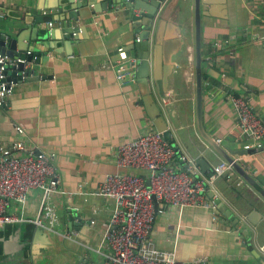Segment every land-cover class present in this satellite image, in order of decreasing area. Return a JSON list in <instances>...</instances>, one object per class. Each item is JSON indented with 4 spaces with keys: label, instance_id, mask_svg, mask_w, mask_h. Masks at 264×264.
<instances>
[{
    "label": "crops",
    "instance_id": "obj_1",
    "mask_svg": "<svg viewBox=\"0 0 264 264\" xmlns=\"http://www.w3.org/2000/svg\"><path fill=\"white\" fill-rule=\"evenodd\" d=\"M77 1L81 5L75 6ZM124 1L0 0V32L16 26L22 31L17 49L35 52L33 75L17 81L0 107V142L21 141L24 151L53 153L59 179L45 201L59 232L31 221L43 200L41 189H31L25 203L12 201L8 209L25 220L0 228V264H108L110 247L103 235L114 199L99 194L97 187L106 173L146 176L143 169L117 165V147L153 127L142 101L146 92L137 62L127 60L136 58L127 47L138 32ZM169 1L175 0H163L162 7ZM187 2L185 41L172 40L169 61L157 64L158 77L166 79V98L157 91V79L150 91L172 132L173 147L187 155L192 170L207 175L226 160L196 126L193 9ZM204 9L202 124L253 181L235 170L230 178L218 177L207 193L225 208L217 204L216 215L207 207L163 204L147 239L173 250L181 261L201 257L207 264H263L264 138L242 135L227 93L245 95L264 118V3L224 0ZM63 29L73 30L70 43L62 37ZM17 32L7 33L13 37ZM118 47L125 49L126 58H120ZM123 71L127 73L120 76ZM242 149L246 153H236ZM252 210L259 213L256 223L248 219ZM67 214L77 216L71 228ZM66 230L74 233L72 239L60 234Z\"/></svg>",
    "mask_w": 264,
    "mask_h": 264
},
{
    "label": "built area",
    "instance_id": "obj_2",
    "mask_svg": "<svg viewBox=\"0 0 264 264\" xmlns=\"http://www.w3.org/2000/svg\"><path fill=\"white\" fill-rule=\"evenodd\" d=\"M261 2L264 3V0ZM118 51L121 59L126 58L123 47H118ZM25 53L31 54L30 51ZM130 59L136 61L134 56L127 57V60ZM20 62L22 69L18 68ZM33 73L32 59L0 53V107L13 92L18 77L23 80ZM124 73L127 72H121L120 76ZM227 94L242 135L255 140L263 139L264 118L254 112L245 95L231 91ZM18 130L22 131L21 128ZM23 149L21 141L5 145L0 142V228L25 220L22 215L8 210L10 204L12 201L25 203L29 191L39 188L43 192L42 206L31 221L59 232L53 229V209L45 205L48 193L57 190L59 183L54 155L24 152ZM187 160V155L176 150L158 130H150L118 145L117 165L143 169L146 176L131 172L106 173L98 184L99 194L114 199L109 225L103 235L110 247L106 254L108 264H207L201 257L188 262L178 260L173 250L157 248L147 239L155 214L162 211L163 204L180 208L207 207L216 215V199L208 198L207 193L218 177L230 178L234 167L230 162L222 161L215 164L210 173L201 175L191 169ZM175 162H179L178 167ZM60 234L69 239L74 236L71 230Z\"/></svg>",
    "mask_w": 264,
    "mask_h": 264
},
{
    "label": "water",
    "instance_id": "obj_3",
    "mask_svg": "<svg viewBox=\"0 0 264 264\" xmlns=\"http://www.w3.org/2000/svg\"><path fill=\"white\" fill-rule=\"evenodd\" d=\"M113 0H111L112 2ZM122 0H114V2H121ZM188 0H175L174 2L169 1L166 6L162 7V1L159 0H127L122 4L128 8L129 19L136 32H138L137 40L130 41V45L127 49H134L136 51V62H137V76L139 81L142 83V87L145 90V96L142 97V101L145 104L147 115L151 118L153 127L150 130L161 131L165 140H167L172 146L175 147L172 132L167 126L166 120L163 116L162 109L156 105L154 102L151 91L152 90V80L157 81V91L162 98H166L165 91L167 89L166 79L163 81V77H158L159 71L157 69V64L163 59L164 62L169 61L170 50L167 48L172 40H178L180 43L185 41V33L183 32L185 16L187 13L186 5ZM193 9V39L195 48V114H196V126L199 133L202 135L204 140L226 161L230 162L234 167V170L242 175L247 181H253L248 171L234 158L230 153L225 151L215 140L208 135L202 124V52H201V30H200V20L201 14L205 13L206 5L223 2L224 0H191ZM190 3V0H189ZM81 5L78 1L75 6ZM137 10L138 13H137ZM175 10V12H174ZM71 16L74 19L78 18L76 12L72 11ZM137 23H139L138 27ZM7 32H11L16 26H10ZM6 31L0 32V53L12 57H27V59H32L33 54H26L24 49H17V42L20 38V32L18 31L16 36L10 37ZM49 32V31H48ZM52 33V32H50ZM62 37L65 39L66 43L71 42V38L75 37L73 35L72 29L61 30ZM18 68L22 69L23 64L18 63ZM160 76V75H159ZM22 81L20 77L17 79ZM244 152H243V151ZM239 150L236 153H246V149ZM234 152V151H233ZM202 163V161H201ZM264 193V191H262ZM217 204L221 208L219 199L216 200ZM258 211L252 210L248 219L252 223L257 222ZM63 219H64V214ZM230 215V214H229ZM75 215L67 214L68 227L71 228L76 225ZM64 222V220H63Z\"/></svg>",
    "mask_w": 264,
    "mask_h": 264
},
{
    "label": "trees",
    "instance_id": "obj_4",
    "mask_svg": "<svg viewBox=\"0 0 264 264\" xmlns=\"http://www.w3.org/2000/svg\"><path fill=\"white\" fill-rule=\"evenodd\" d=\"M25 152V151H24Z\"/></svg>",
    "mask_w": 264,
    "mask_h": 264
}]
</instances>
